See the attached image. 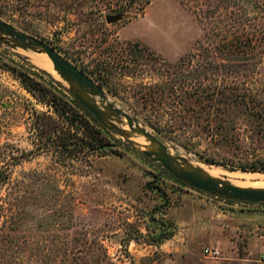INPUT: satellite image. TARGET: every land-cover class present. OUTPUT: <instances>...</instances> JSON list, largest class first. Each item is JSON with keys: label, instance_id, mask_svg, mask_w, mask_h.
Wrapping results in <instances>:
<instances>
[{"label": "rangeland", "instance_id": "rangeland-1", "mask_svg": "<svg viewBox=\"0 0 264 264\" xmlns=\"http://www.w3.org/2000/svg\"><path fill=\"white\" fill-rule=\"evenodd\" d=\"M0 19L82 71L175 166L222 182L264 174L242 170L264 162V0H0ZM0 39V53L42 89L33 95L0 69V264H264V220L238 238L222 217H264V203L177 181L143 156L157 147L124 118L109 119L128 133L106 136L112 153L61 154L55 137L66 127L45 103L71 96L69 86ZM228 41L239 52L223 51ZM43 114L57 131L49 141Z\"/></svg>", "mask_w": 264, "mask_h": 264}, {"label": "water", "instance_id": "water-1", "mask_svg": "<svg viewBox=\"0 0 264 264\" xmlns=\"http://www.w3.org/2000/svg\"><path fill=\"white\" fill-rule=\"evenodd\" d=\"M118 19H120V16L105 17L107 23H113ZM0 36L5 37V40H9V42L18 48L43 52L51 62L54 71L69 86V93L73 99L86 109L107 131L115 132L117 135L126 138L128 133L123 129L111 125L109 120L111 118H124L131 134L142 135L152 145L157 147V151L155 152L151 150L143 151V156L160 164L177 181L196 191L212 194L231 201L254 204L264 203L263 189H242L227 182L205 177L198 168L185 170L180 166H175L174 160L167 154L166 148L158 138L151 136L141 129L127 114L110 104L102 90L90 78L42 41L17 31L1 19ZM0 41L2 40L0 39ZM96 98L99 99L101 106L97 103Z\"/></svg>", "mask_w": 264, "mask_h": 264}, {"label": "trees", "instance_id": "trees-1", "mask_svg": "<svg viewBox=\"0 0 264 264\" xmlns=\"http://www.w3.org/2000/svg\"><path fill=\"white\" fill-rule=\"evenodd\" d=\"M147 2L148 1H144V4L146 5ZM243 36H245V34H243ZM242 43L244 44L245 42L240 40L239 44ZM230 46H232V44L230 41H228L226 44L221 45V49L223 51H227V53H234L235 50L231 51L229 48ZM237 52H239L238 49L235 51V53ZM0 69L12 75L28 92L32 93L33 95L42 92L41 87L29 74V69L14 63V61L2 53H0ZM55 84L60 86L58 83ZM64 92L67 91L64 90ZM46 96L47 95L42 94L41 100L45 101V98H48ZM45 104L53 110V112L56 114V117L66 127L65 131L55 137V148H57L61 154H97L103 157L109 153H112V151L105 144L107 140L106 136L111 134V131H107L104 127H102L86 109H84L73 99L72 96L62 94L61 97H55L52 95L50 98L46 99ZM243 109L245 112H249L247 106H245ZM256 116L257 118L262 119L261 116ZM41 117L43 118V121L40 122L41 126L38 127V132L41 139L45 138L47 141H49L54 134L56 135L57 131L53 130L51 127V116L43 114ZM242 170L252 172L264 171V162L254 161L247 164L246 166H243ZM4 180L5 179L0 178V184L4 183Z\"/></svg>", "mask_w": 264, "mask_h": 264}, {"label": "bare ground", "instance_id": "bare-ground-1", "mask_svg": "<svg viewBox=\"0 0 264 264\" xmlns=\"http://www.w3.org/2000/svg\"><path fill=\"white\" fill-rule=\"evenodd\" d=\"M20 51H17L21 53L22 55L28 57L29 59L33 60L39 68L50 74L55 79L61 80L59 75L54 71L51 62L46 57V55L41 51H30L28 49H22L18 48ZM42 53V54H41ZM139 142H141V145H144V142L142 139H138ZM199 170L201 174L205 177L215 178L217 176L207 172L203 168L199 167ZM227 182L232 184L233 186L242 188V189H263L264 190V183H257L253 182L255 180L264 179V174L261 176L259 175H249V174H239V173H232L229 174Z\"/></svg>", "mask_w": 264, "mask_h": 264}, {"label": "crops", "instance_id": "crops-1", "mask_svg": "<svg viewBox=\"0 0 264 264\" xmlns=\"http://www.w3.org/2000/svg\"><path fill=\"white\" fill-rule=\"evenodd\" d=\"M223 218H226L228 223L230 222L229 229L231 230V233L233 235L237 236L240 238L241 232H252L254 229L257 227L256 222L264 220V217H261L259 215H256L255 213H247V212H231L228 214H222ZM224 221V220H223ZM223 238H227V236L223 233ZM234 250H237L236 247V242L231 241ZM249 259V254L248 255H243L242 260H248Z\"/></svg>", "mask_w": 264, "mask_h": 264}, {"label": "built area", "instance_id": "built-area-1", "mask_svg": "<svg viewBox=\"0 0 264 264\" xmlns=\"http://www.w3.org/2000/svg\"><path fill=\"white\" fill-rule=\"evenodd\" d=\"M203 253H204L205 256L211 257L213 259L218 258L219 257V254H220V252H219V250L217 248H210V247L205 248L203 250ZM260 257H261V259L264 260V251H262L260 253Z\"/></svg>", "mask_w": 264, "mask_h": 264}]
</instances>
